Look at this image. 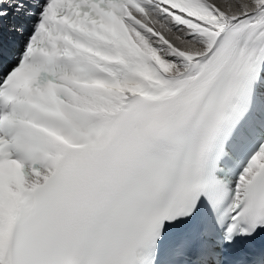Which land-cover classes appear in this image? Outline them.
I'll return each instance as SVG.
<instances>
[{"label": "snow or ice", "instance_id": "snow-or-ice-1", "mask_svg": "<svg viewBox=\"0 0 264 264\" xmlns=\"http://www.w3.org/2000/svg\"><path fill=\"white\" fill-rule=\"evenodd\" d=\"M0 264H264V0H0Z\"/></svg>", "mask_w": 264, "mask_h": 264}]
</instances>
